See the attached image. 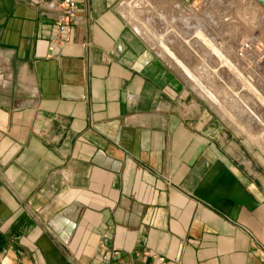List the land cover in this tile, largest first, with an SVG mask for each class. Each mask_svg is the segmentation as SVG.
I'll list each match as a JSON object with an SVG mask.
<instances>
[{
  "label": "crops",
  "instance_id": "0c3cea01",
  "mask_svg": "<svg viewBox=\"0 0 264 264\" xmlns=\"http://www.w3.org/2000/svg\"><path fill=\"white\" fill-rule=\"evenodd\" d=\"M77 1L52 49L49 2L0 0V264H264L263 104L222 58L195 71L224 104L201 92L150 42L159 11L148 35L124 0Z\"/></svg>",
  "mask_w": 264,
  "mask_h": 264
},
{
  "label": "rangeland",
  "instance_id": "374dc122",
  "mask_svg": "<svg viewBox=\"0 0 264 264\" xmlns=\"http://www.w3.org/2000/svg\"><path fill=\"white\" fill-rule=\"evenodd\" d=\"M124 1V13L127 14L134 26L136 25L142 28L148 35L149 29L155 32V30L159 29V27L156 26V28H154V24H151V22L148 23L145 19L147 17L149 18V15L152 16L154 14L153 12H155V14L160 13L163 17V21L158 25L165 28L163 29V33L161 31L162 36L155 35L152 37V35H150V42H152L154 46H160L162 50H165V48L164 46L161 47V45L165 44L171 48H175L177 52L179 51L181 61L185 64V66H187L184 68L186 70V74H188V76L191 75V83H193L201 92H206L207 94L209 92V97L214 100L217 106L222 107L224 104L223 101L217 97L214 92H212L213 90L210 82L208 85L204 83L198 75V72L195 71V68L197 69L203 62L207 64L210 59L218 58H222L221 63L224 68L228 69L229 73V79L223 83V88H226L225 92H236L239 82L242 85L241 87L245 88L247 91V96H249L247 97L248 103L246 104L249 109L250 104H253L252 100H254V96L258 97V101H260L264 106V96L258 91L259 87L256 85L255 81L252 80V78L254 79L255 77L254 69L256 68V65L251 62L250 58L247 59L248 55L247 58L243 59L239 65L235 61L236 50L239 49L242 42H246L249 39L256 41V39L260 38L263 42H259V40L257 43L262 53H264V23L263 26L258 29L256 26L254 27V25L249 24L247 21L249 12L248 8L251 2L252 4H255L260 11L264 10V8L256 0H204L199 1L197 4H192L188 8L182 7L181 9H175L173 6H160V2L158 0H140L145 3L142 5V8L137 7L135 3L137 0ZM143 17L146 18L144 19ZM176 17L179 18L177 19ZM197 27L200 29L197 30ZM261 31L263 32L261 33ZM219 44L226 46L227 53L218 48ZM258 52L256 51V54ZM249 53L252 54L251 52ZM260 55L262 54H257L259 58L261 57ZM224 58L228 59V61ZM186 59L191 63L194 61L195 66L194 63L191 64V66L185 63ZM237 74H239V78L242 81L237 79ZM261 81L264 88V80ZM214 84L215 90L220 91L222 88L221 84ZM209 85L211 87H209ZM230 96V103L232 106H235L234 100L236 98L232 95ZM251 97L252 100L250 99V102L249 98ZM254 112L256 111L254 110ZM259 129L261 130V128H258L256 131L260 132ZM249 136L252 137L254 134H249ZM259 136L263 138V141L261 138H258L257 135H255V138L257 137L262 143H264V131L261 130V134L259 133Z\"/></svg>",
  "mask_w": 264,
  "mask_h": 264
},
{
  "label": "built area",
  "instance_id": "2783aa9c",
  "mask_svg": "<svg viewBox=\"0 0 264 264\" xmlns=\"http://www.w3.org/2000/svg\"><path fill=\"white\" fill-rule=\"evenodd\" d=\"M42 1H46L49 2V8L48 9H43L42 10V14L46 15V16H50V11H58L60 14L58 15V17L56 18V22L54 25V30H55V39H54V43L55 45H53L51 48H59L62 47L64 45L65 42V34L68 32L67 30V25L68 23L75 17V13H76V9H77V5H78V1L77 0H59V3L56 4L54 2V0H42ZM253 40V39H249L246 42H242L239 46V49L236 50L235 54H236V58L235 61L236 63H238V65L240 64L241 61H243V59L250 58V60L252 61V59L258 57L257 54L261 53L262 57L264 55V53H262V51L260 50L258 43ZM252 49H256V51L258 52L256 54V51L251 52L252 54H250V50ZM250 54V56H249ZM160 261L165 264V260L164 258H160Z\"/></svg>",
  "mask_w": 264,
  "mask_h": 264
},
{
  "label": "bare ground",
  "instance_id": "6f19581e",
  "mask_svg": "<svg viewBox=\"0 0 264 264\" xmlns=\"http://www.w3.org/2000/svg\"><path fill=\"white\" fill-rule=\"evenodd\" d=\"M155 1V0H154ZM247 2V1H246ZM136 5H137V7L139 8V7H141L142 8V5L143 4H145L144 2H142V1H140V0H137L136 2ZM162 3V2H161ZM248 3V2H247ZM250 4V3H249ZM246 6V5H245ZM147 7V6H146ZM143 10H145V9H143ZM150 10V9H149ZM142 11V10H141ZM147 11V10H146ZM248 22H249V24H251V25H254V27L256 26L258 29L259 28H261L262 26H263V23H264V11L263 10H261L260 11V9L259 8H257L256 7V5L255 4H252V2H251V4H250V6H249V8H248ZM144 12V11H143ZM140 13V12H139ZM154 14H155V12H153ZM160 15V14H159ZM159 15H158V17H159ZM157 17V16H156ZM148 18V17H147ZM153 18V17H152ZM177 18V17H176ZM179 18V17H178ZM177 18V19H178ZM154 19H155V17H154ZM159 19H160V17H159ZM158 19V20H159ZM146 20V19H145ZM157 20V19H156ZM151 22H152V20H151ZM194 22V21H193ZM191 23V22H190ZM189 23V24H190ZM154 24V23H153ZM157 24V23H156ZM161 24V23H160ZM188 24V23H187ZM163 25V24H162ZM190 26V25H189ZM155 27H156V25H155ZM157 27H159L158 25H157ZM253 27V26H252ZM160 28V27H159ZM197 30H199L200 28L199 27H197L196 28ZM161 29H159V31H160ZM163 30V29H162ZM167 31V30H166ZM165 32V31H164ZM263 31H261V33H262ZM264 34V33H263ZM263 36V35H262ZM260 39V38H259ZM162 46H164V48L167 50V51H169V48H168V46L167 45H163L162 44ZM171 51V50H170ZM255 50H250V52H254ZM173 55V54H172ZM171 55V56H172ZM175 57V56H174ZM178 60V59H177ZM181 61V60H180ZM182 62V61H181ZM183 65V64H182ZM183 66H185V65H183ZM196 69V68H195ZM188 72H190V71H188ZM202 72H204L203 74H204V76L206 75H210V74H212L211 73V71L209 72V70L208 69H202ZM201 73V72H200ZM191 76V75H190ZM252 76V75H251ZM205 78V77H204ZM214 79V78H213ZM210 80H212V79H210ZM210 85L212 86V92H214L215 94H216V96L217 97H219L220 98V95H219V91L218 90H215V84H214V82L212 81V82H210ZM218 88V87H217ZM226 89V88H225ZM206 91V90H205ZM208 91V90H207ZM208 96L210 95L209 94V92H208V94H207ZM211 96H212V94H211ZM229 96V95H228ZM224 98V97H223ZM222 99V98H221ZM250 99L252 100V97L251 98H249V101H250ZM226 102H228V100H226ZM231 102V101H230ZM228 103L229 104V106H231L232 108H233V106L231 105V103ZM257 103V102H256ZM258 107V106H257ZM238 108V107H237ZM241 111V110H240ZM264 114V113H263ZM243 121V120H242ZM260 125V124H259ZM258 128V127H257ZM260 130V129H259ZM263 136V135H262Z\"/></svg>",
  "mask_w": 264,
  "mask_h": 264
},
{
  "label": "water",
  "instance_id": "95a60500",
  "mask_svg": "<svg viewBox=\"0 0 264 264\" xmlns=\"http://www.w3.org/2000/svg\"><path fill=\"white\" fill-rule=\"evenodd\" d=\"M261 6L264 7V0H256Z\"/></svg>",
  "mask_w": 264,
  "mask_h": 264
}]
</instances>
